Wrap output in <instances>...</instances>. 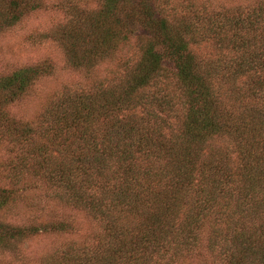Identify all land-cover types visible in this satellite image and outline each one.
<instances>
[{
	"label": "trees",
	"instance_id": "trees-1",
	"mask_svg": "<svg viewBox=\"0 0 264 264\" xmlns=\"http://www.w3.org/2000/svg\"><path fill=\"white\" fill-rule=\"evenodd\" d=\"M39 2L0 0V30ZM96 3L54 34L88 73L137 36L123 66L62 92L36 122L9 107L52 65L0 76V145L16 177L45 179L48 200L97 227L48 264H264V0ZM9 184L0 208L14 197ZM37 227L1 220L0 246ZM71 227L48 214V232Z\"/></svg>",
	"mask_w": 264,
	"mask_h": 264
},
{
	"label": "rangeland",
	"instance_id": "rangeland-1",
	"mask_svg": "<svg viewBox=\"0 0 264 264\" xmlns=\"http://www.w3.org/2000/svg\"><path fill=\"white\" fill-rule=\"evenodd\" d=\"M39 1L37 9L29 11L11 27L0 30V76L42 61L53 67L49 74L33 82L21 100L9 107L13 115L31 122L38 121L48 104L62 92L91 88L105 73L110 75L123 66L124 60L137 52L138 46L137 36L130 37L123 50L112 57L113 60L102 62L92 73L71 67L63 44L54 33L62 24L79 20L82 8L93 11L97 7L96 0ZM208 1L226 5L238 0ZM200 50L203 53L214 52L209 42H203ZM165 67L173 71L171 64ZM8 156L6 147L0 145V183H15L14 197L0 208V221L38 226L39 229L8 246H0V264H48V256L60 245L70 240L79 241L96 232V224L86 212L48 200V181L32 177L31 172L24 173L26 179L23 177L20 181V177H16L17 169L7 161ZM48 214L67 218L72 223L69 232H48Z\"/></svg>",
	"mask_w": 264,
	"mask_h": 264
}]
</instances>
